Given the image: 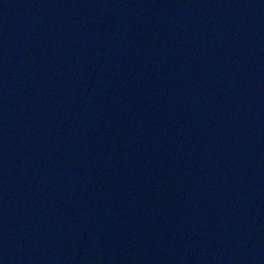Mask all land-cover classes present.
Returning <instances> with one entry per match:
<instances>
[{"label": "water", "instance_id": "obj_1", "mask_svg": "<svg viewBox=\"0 0 264 264\" xmlns=\"http://www.w3.org/2000/svg\"><path fill=\"white\" fill-rule=\"evenodd\" d=\"M0 264H264V0H0Z\"/></svg>", "mask_w": 264, "mask_h": 264}]
</instances>
